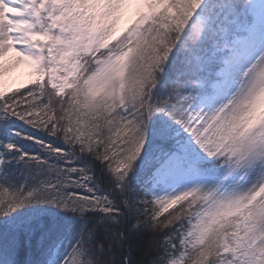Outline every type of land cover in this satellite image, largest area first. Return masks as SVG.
I'll return each instance as SVG.
<instances>
[{
	"label": "snow or ice",
	"instance_id": "snow-or-ice-1",
	"mask_svg": "<svg viewBox=\"0 0 264 264\" xmlns=\"http://www.w3.org/2000/svg\"><path fill=\"white\" fill-rule=\"evenodd\" d=\"M0 264H264V0H0Z\"/></svg>",
	"mask_w": 264,
	"mask_h": 264
},
{
	"label": "rangeland",
	"instance_id": "rangeland-1",
	"mask_svg": "<svg viewBox=\"0 0 264 264\" xmlns=\"http://www.w3.org/2000/svg\"><path fill=\"white\" fill-rule=\"evenodd\" d=\"M28 78V69L26 67L21 66L20 68L14 69L4 77L3 90L5 92H11L13 89H19L27 83Z\"/></svg>",
	"mask_w": 264,
	"mask_h": 264
},
{
	"label": "trees",
	"instance_id": "trees-1",
	"mask_svg": "<svg viewBox=\"0 0 264 264\" xmlns=\"http://www.w3.org/2000/svg\"><path fill=\"white\" fill-rule=\"evenodd\" d=\"M19 89H22V87L21 88H19ZM10 93V92H9Z\"/></svg>",
	"mask_w": 264,
	"mask_h": 264
}]
</instances>
